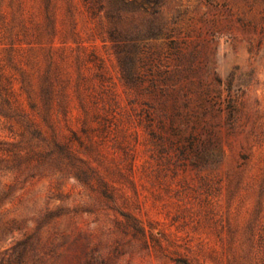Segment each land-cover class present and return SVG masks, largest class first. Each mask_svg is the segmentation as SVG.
<instances>
[{
    "label": "rangeland",
    "instance_id": "1",
    "mask_svg": "<svg viewBox=\"0 0 264 264\" xmlns=\"http://www.w3.org/2000/svg\"><path fill=\"white\" fill-rule=\"evenodd\" d=\"M116 17L171 33L180 56L161 57L168 71L198 69L192 81L213 89L219 80L242 97L232 135L222 136L224 157L210 151L193 165V152L153 147L147 135L135 152L85 145L68 157L28 134L19 139L0 117V149L21 153L0 155V264H255L264 221V153L253 137L264 126V0H0V58L22 39L23 24L37 41L54 26L57 45L102 58L123 100L111 44L91 29ZM153 45L168 50L162 38ZM170 76L164 83L181 97L179 76Z\"/></svg>",
    "mask_w": 264,
    "mask_h": 264
},
{
    "label": "trees",
    "instance_id": "2",
    "mask_svg": "<svg viewBox=\"0 0 264 264\" xmlns=\"http://www.w3.org/2000/svg\"><path fill=\"white\" fill-rule=\"evenodd\" d=\"M91 24L92 31L111 44L124 99H119L104 61L93 51L78 44L57 45L54 26L40 35L45 41H37L31 26L23 24L18 33L22 39L0 58V103L6 109L0 117L19 139L28 134L70 157L85 145H115L135 152L147 135L153 147L166 146L181 155L193 152V165L207 162L210 151L224 157L222 136L232 135L242 97L232 94L230 85L221 88L219 80L213 89L201 79L192 81L198 69L177 65L168 71L161 57H179L180 51L171 33L160 35V24L144 27L119 17ZM161 38L168 48L164 53L153 45ZM171 74L179 76L181 97L164 83ZM253 132L258 153H264L263 124ZM20 154L0 149L6 159ZM254 247L255 264H264L261 220Z\"/></svg>",
    "mask_w": 264,
    "mask_h": 264
}]
</instances>
